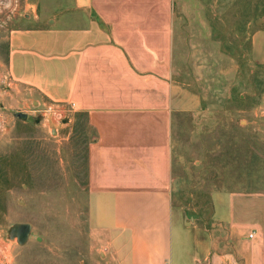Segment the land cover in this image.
Segmentation results:
<instances>
[{
	"label": "crops",
	"instance_id": "0c3cea01",
	"mask_svg": "<svg viewBox=\"0 0 264 264\" xmlns=\"http://www.w3.org/2000/svg\"><path fill=\"white\" fill-rule=\"evenodd\" d=\"M30 7L28 23L8 37L9 75L93 133L76 264H264L263 199L239 196L235 210L217 192L200 225L173 193L172 0Z\"/></svg>",
	"mask_w": 264,
	"mask_h": 264
},
{
	"label": "rangeland",
	"instance_id": "374dc122",
	"mask_svg": "<svg viewBox=\"0 0 264 264\" xmlns=\"http://www.w3.org/2000/svg\"><path fill=\"white\" fill-rule=\"evenodd\" d=\"M36 1L0 0V264H76L93 133L73 113L53 114L8 71L9 34ZM172 3V189L204 225L217 192L235 210L239 196L264 203V0ZM24 222L32 232L19 246L7 229Z\"/></svg>",
	"mask_w": 264,
	"mask_h": 264
},
{
	"label": "water",
	"instance_id": "95a60500",
	"mask_svg": "<svg viewBox=\"0 0 264 264\" xmlns=\"http://www.w3.org/2000/svg\"><path fill=\"white\" fill-rule=\"evenodd\" d=\"M15 117H17L21 121H25L27 119V115L25 113L21 112H16ZM32 232V224L29 222H24V223H15L12 224L8 229H7V239L10 241H16V243L19 246L25 245Z\"/></svg>",
	"mask_w": 264,
	"mask_h": 264
},
{
	"label": "built area",
	"instance_id": "2783aa9c",
	"mask_svg": "<svg viewBox=\"0 0 264 264\" xmlns=\"http://www.w3.org/2000/svg\"><path fill=\"white\" fill-rule=\"evenodd\" d=\"M250 237H252V235H250Z\"/></svg>",
	"mask_w": 264,
	"mask_h": 264
}]
</instances>
